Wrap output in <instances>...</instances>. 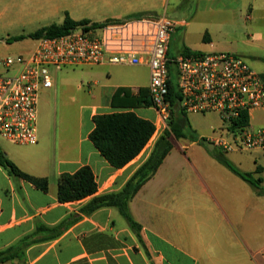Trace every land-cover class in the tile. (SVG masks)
<instances>
[{
    "label": "crops",
    "instance_id": "1",
    "mask_svg": "<svg viewBox=\"0 0 264 264\" xmlns=\"http://www.w3.org/2000/svg\"><path fill=\"white\" fill-rule=\"evenodd\" d=\"M121 5L120 15L105 20L150 14L156 6L153 0H129ZM191 7L190 20L176 19L179 24L171 38L169 58L176 57L172 53L173 40L184 32L178 55L185 48L191 53H234L264 76V0H196ZM238 24L245 32L242 44L236 45L230 28ZM193 25L203 36V46L214 48L212 51L193 49L187 44L189 27ZM217 35L227 44L217 46L221 43ZM84 68L80 84L68 78L42 91L37 145H16L0 137V152L22 172L49 181L48 192H43L9 175L0 165V253L27 237L31 241L27 248L15 251L12 259L0 264H264V196L220 164L210 154L219 152L215 147L209 151L204 148L206 144H200L201 139L211 135L202 133L187 142H179L184 138L174 141L156 175L130 204L141 226L139 233L115 207L91 214L82 212L95 196L120 192L161 137L154 136L125 167H112L90 140L95 128L93 119L125 111L113 105L118 89L129 88L137 96L148 85L122 77L121 66ZM81 87V99L70 96ZM41 102L53 111L58 105V110L64 112L63 120L39 124ZM69 107H74L78 116L75 124L65 121ZM132 111L153 125L157 119L152 107ZM149 111L154 112L153 118ZM230 154L243 153L225 156L241 171L261 178L264 186L262 166H255V160L254 166L247 165ZM85 166L92 169L98 192L80 201L60 202L57 192L61 176ZM258 168L260 173H256Z\"/></svg>",
    "mask_w": 264,
    "mask_h": 264
},
{
    "label": "built area",
    "instance_id": "2",
    "mask_svg": "<svg viewBox=\"0 0 264 264\" xmlns=\"http://www.w3.org/2000/svg\"><path fill=\"white\" fill-rule=\"evenodd\" d=\"M178 22L160 17L111 20L95 27L81 25L67 34L36 40L23 54L8 56L0 73V137L16 145L35 146L38 104L54 85L50 68L103 65L149 68L148 91L157 114L154 136L170 130L173 106L169 99L174 68L184 114H219L224 123L205 142L222 154L264 152V126L235 125L242 114L264 110V76L243 57L229 52L179 54L168 51ZM152 137V138H153Z\"/></svg>",
    "mask_w": 264,
    "mask_h": 264
},
{
    "label": "trees",
    "instance_id": "3",
    "mask_svg": "<svg viewBox=\"0 0 264 264\" xmlns=\"http://www.w3.org/2000/svg\"><path fill=\"white\" fill-rule=\"evenodd\" d=\"M150 15L149 13H137L127 16L124 19H137ZM111 20L104 22H93V26L98 27ZM89 20L76 21L67 13L62 25H50L30 34L28 37L32 40L41 38H54L67 34L70 30L81 25L90 24ZM25 39L24 36L17 38ZM183 54H191L189 49H183ZM170 79L169 99L171 100L172 121L170 130L162 135L156 142L149 158L139 167L132 178L126 183L120 192L108 193L95 196L87 205L82 208L84 214H91L95 211L115 207L126 219L128 225L139 233L141 226L134 219L130 204L142 187L151 180L157 173L165 158L172 151L174 139L182 138L195 139L193 135L188 134L190 124L188 116L178 108V102L181 99L174 76V68ZM114 107L124 109L125 111L112 114L97 115L93 121L95 128L90 135V140L100 154L109 162V164L121 169L134 160L147 146L152 139L155 126L152 122L140 118L132 109L150 108L152 105L148 89L141 88L139 95L134 96L129 88L118 89L113 101ZM249 117L242 114L235 121V125H248ZM201 145L206 144L204 139L200 141ZM210 154L222 165L230 169L234 174L248 182L254 187L259 195L264 196V186L262 179L256 178L254 174L243 172L231 163L225 154L221 152H210ZM0 165L13 177L22 178L32 183L36 188L43 192H48L49 181L46 178H35L22 172L3 152H0ZM258 168L256 173H260ZM98 192V185L92 169L88 166L82 167L74 174H64L58 182V200L60 202H75L86 199ZM30 237L25 238L19 245L11 247L0 253V263L6 262L14 257V252L19 249H25L30 245Z\"/></svg>",
    "mask_w": 264,
    "mask_h": 264
},
{
    "label": "rangeland",
    "instance_id": "4",
    "mask_svg": "<svg viewBox=\"0 0 264 264\" xmlns=\"http://www.w3.org/2000/svg\"><path fill=\"white\" fill-rule=\"evenodd\" d=\"M129 0H0V73L5 72L1 62L8 56H15L26 53L32 50L36 43L35 40L28 36L43 27L53 24L62 25L66 14L68 13L73 20H89L91 23L106 21L107 17H114L120 15L122 12V3ZM132 2L134 0H131ZM155 4V11L151 12L147 17H160L165 15L167 18L176 20L187 17L191 19L193 14L190 11L191 4H196V0H153ZM124 19V18H122ZM122 19H107V20H122ZM230 32L234 33L232 42L238 45L242 44L240 40L243 39L245 30L239 26L230 28ZM24 36L25 39L18 40L17 38ZM184 32L179 33L173 40L172 53L178 56V50L183 45ZM203 36L199 34L195 25L189 27V34L187 36V44L193 49H200L204 52H210L214 48L204 47ZM217 46L225 45L227 42H222V37L217 35ZM202 45V46H201ZM85 68H64L57 70L50 68V73L53 82L61 81L63 79H71L73 82L81 83L83 70ZM149 68L148 67H121L120 75L125 79L134 80L141 85H149ZM71 97L79 100L84 96L83 87L81 91H73L70 93ZM69 97V96H68ZM42 100V98H41ZM39 124L55 122L63 120V110H58V105H54L55 110L49 109L48 106L40 103ZM150 112V117H154V112ZM67 123L75 124L77 122V115L75 108H67L66 110ZM190 122V129L188 134L195 138L199 134L212 135L224 126L219 114L211 113L205 116L188 114ZM252 125L264 126V111H256L253 114ZM176 141L175 138H173ZM190 136L179 142H187ZM179 142L176 143L178 146ZM14 144V143H13ZM207 146V143H206ZM207 148V147H204ZM230 157L238 158L247 165L262 166L264 168V153H243L230 154Z\"/></svg>",
    "mask_w": 264,
    "mask_h": 264
},
{
    "label": "water",
    "instance_id": "5",
    "mask_svg": "<svg viewBox=\"0 0 264 264\" xmlns=\"http://www.w3.org/2000/svg\"><path fill=\"white\" fill-rule=\"evenodd\" d=\"M207 148H208L209 151H214V146L211 143L207 144Z\"/></svg>",
    "mask_w": 264,
    "mask_h": 264
}]
</instances>
